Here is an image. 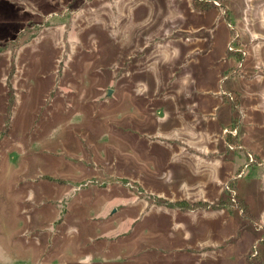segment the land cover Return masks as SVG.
<instances>
[{"label":"rangeland","instance_id":"obj_1","mask_svg":"<svg viewBox=\"0 0 264 264\" xmlns=\"http://www.w3.org/2000/svg\"><path fill=\"white\" fill-rule=\"evenodd\" d=\"M258 261L264 0H0V264Z\"/></svg>","mask_w":264,"mask_h":264},{"label":"trees","instance_id":"obj_2","mask_svg":"<svg viewBox=\"0 0 264 264\" xmlns=\"http://www.w3.org/2000/svg\"><path fill=\"white\" fill-rule=\"evenodd\" d=\"M203 2H204V1H203ZM203 2H199V3L201 4V3H203ZM199 3H198L196 6H195L196 8H198V7H199V6H198V5H199ZM241 206H242V205H241ZM192 207H193V206H192ZM243 207H245V206L243 205ZM193 208H196V207H193ZM245 209H246L245 211H247V208H246V207H245ZM245 211H244V213H245ZM250 264H252V263H250ZM258 264H260V262H259V261H258Z\"/></svg>","mask_w":264,"mask_h":264}]
</instances>
